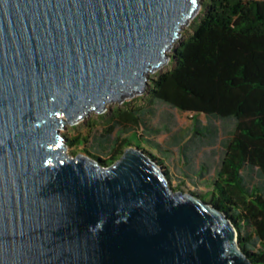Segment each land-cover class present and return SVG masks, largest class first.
<instances>
[{"label": "water", "instance_id": "water-1", "mask_svg": "<svg viewBox=\"0 0 264 264\" xmlns=\"http://www.w3.org/2000/svg\"><path fill=\"white\" fill-rule=\"evenodd\" d=\"M201 0H0V264H254L228 214L137 145L62 129L144 93Z\"/></svg>", "mask_w": 264, "mask_h": 264}, {"label": "trees", "instance_id": "trees-1", "mask_svg": "<svg viewBox=\"0 0 264 264\" xmlns=\"http://www.w3.org/2000/svg\"><path fill=\"white\" fill-rule=\"evenodd\" d=\"M202 7L191 34L177 41L172 67L159 72L146 92L193 117L236 120L213 188L199 196L228 214L252 262L264 264V0H203ZM135 110L114 108L108 120L138 126ZM68 140L81 143L79 135ZM130 145V138L117 137L112 150L94 156L108 166ZM246 168L256 169L263 182L248 184Z\"/></svg>", "mask_w": 264, "mask_h": 264}, {"label": "rangeland", "instance_id": "rangeland-1", "mask_svg": "<svg viewBox=\"0 0 264 264\" xmlns=\"http://www.w3.org/2000/svg\"><path fill=\"white\" fill-rule=\"evenodd\" d=\"M202 1L197 13L188 20V24L183 25L180 38L193 31V26L202 15ZM174 47L170 52L173 53ZM171 67L172 64L169 63L151 73V76L155 77ZM128 106L136 109L138 126L121 125L108 120L114 108ZM235 124L236 120L232 117L220 118L205 114L193 117L192 113L181 111L164 100H150L145 91L127 97L122 102L108 103L102 113L93 111L79 122L67 124L62 133L68 156L84 154L92 159L96 158L94 155L103 157L112 150L117 137L130 138L133 145L142 146L158 158L155 160L163 170H167L174 190L203 195L213 188V181L220 169ZM76 135L80 136L81 143L71 145L68 139ZM83 137H86V141ZM244 176L250 185L263 182L256 169L246 168ZM248 230L250 229L244 226L242 233Z\"/></svg>", "mask_w": 264, "mask_h": 264}]
</instances>
